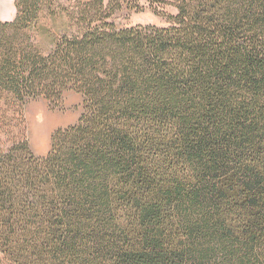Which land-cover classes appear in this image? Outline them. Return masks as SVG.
I'll return each mask as SVG.
<instances>
[{
  "label": "trees",
  "instance_id": "16d2710c",
  "mask_svg": "<svg viewBox=\"0 0 264 264\" xmlns=\"http://www.w3.org/2000/svg\"><path fill=\"white\" fill-rule=\"evenodd\" d=\"M16 0L0 19V264H264V0ZM83 96L31 148L27 105Z\"/></svg>",
  "mask_w": 264,
  "mask_h": 264
},
{
  "label": "rangeland",
  "instance_id": "374dc122",
  "mask_svg": "<svg viewBox=\"0 0 264 264\" xmlns=\"http://www.w3.org/2000/svg\"><path fill=\"white\" fill-rule=\"evenodd\" d=\"M69 3L70 0H54ZM106 4L120 3L121 7L112 16L118 27L136 25H170L169 15L177 13L172 6L152 7L145 0H105ZM16 0H0V19L12 21L16 17ZM83 112V96L77 92H68L63 103L52 108L46 99L30 102L26 108L27 132L32 151L38 156H45L51 148L55 131L78 122ZM43 129V130H42ZM43 131L44 142H39L40 131Z\"/></svg>",
  "mask_w": 264,
  "mask_h": 264
},
{
  "label": "bare ground",
  "instance_id": "6f19581e",
  "mask_svg": "<svg viewBox=\"0 0 264 264\" xmlns=\"http://www.w3.org/2000/svg\"><path fill=\"white\" fill-rule=\"evenodd\" d=\"M42 130L40 131L39 142H44V136H43V131Z\"/></svg>",
  "mask_w": 264,
  "mask_h": 264
}]
</instances>
